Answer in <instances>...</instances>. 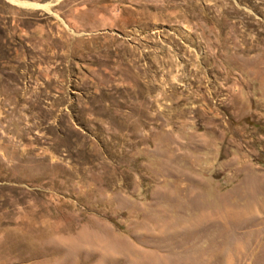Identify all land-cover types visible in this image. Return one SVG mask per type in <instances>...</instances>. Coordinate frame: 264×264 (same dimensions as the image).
<instances>
[{
    "label": "rangeland",
    "instance_id": "obj_1",
    "mask_svg": "<svg viewBox=\"0 0 264 264\" xmlns=\"http://www.w3.org/2000/svg\"><path fill=\"white\" fill-rule=\"evenodd\" d=\"M0 264H264V0H0Z\"/></svg>",
    "mask_w": 264,
    "mask_h": 264
}]
</instances>
